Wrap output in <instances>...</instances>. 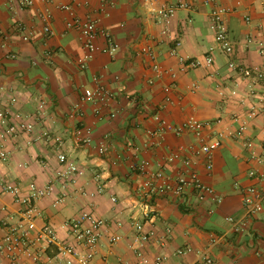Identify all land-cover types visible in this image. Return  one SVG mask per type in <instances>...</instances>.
Segmentation results:
<instances>
[{"label":"crops","instance_id":"crops-1","mask_svg":"<svg viewBox=\"0 0 264 264\" xmlns=\"http://www.w3.org/2000/svg\"><path fill=\"white\" fill-rule=\"evenodd\" d=\"M178 3L190 7L177 10L166 25L156 11ZM63 6L72 7L82 18L96 20L99 32L109 33L117 43L115 54L95 53L87 60V68L80 69L79 62L88 52L79 31L67 28L72 17ZM214 6L232 11L226 20L234 55L217 52L212 67L183 66L181 57L204 62L215 46L211 28ZM263 7L262 0H213L210 4L206 0H33L30 7L13 0L5 4L0 9V112L11 118L18 114L29 117L36 129L7 141L9 158L0 161V179L25 187L33 182L43 186L55 178L57 146L35 140L44 131L61 137V151L87 171L65 203L55 206L54 198L39 202L42 219L38 227L49 224L66 240L63 225L84 212L106 221V234L92 264H136L132 242L137 222L144 223L147 230L156 229L159 236L167 227L172 229L166 247L151 244L146 249L151 257L168 256L166 264H194L195 255H175L185 247L207 252L214 264H264V163L252 159L253 152L264 158V106L255 119L247 120L253 102L249 87L228 68L232 59L264 71V55L257 48L258 43L264 44ZM48 11L51 18L45 22ZM47 25L50 33L45 32ZM250 38L253 44L248 43ZM96 44L108 47L101 34ZM147 47L152 48L154 58L144 52ZM156 65L160 72L154 69ZM94 78L111 94L108 105L82 100L84 89L95 87ZM217 85L225 97L219 96ZM166 87H171V93L165 92ZM233 89L238 96H231ZM167 97L171 103L160 109ZM41 103L45 108L39 116ZM98 108L100 116L95 113ZM112 113L116 117L111 118ZM156 115L174 128L191 117L213 123L203 134L205 140L219 134L225 137L215 152L213 171L206 170L205 158L198 155L200 137L192 132L176 135L163 131ZM241 122H246V131L237 137ZM79 126L91 129L87 145L75 139ZM151 132L155 133L153 140ZM248 141L253 149L246 147ZM102 143L108 146L103 156L98 151ZM188 159L193 163L191 170L222 198L220 205L197 201L192 190L181 196L167 192L146 198L142 194L151 173L185 174ZM141 161L150 163V173L131 170L133 163ZM252 171L254 177L249 176ZM249 187L263 194V211L252 217L242 200ZM0 200L10 214L16 212L13 197L4 193L1 184ZM5 216L0 215V237L7 232ZM229 217L244 221L245 230L233 232ZM112 235L121 240L110 243ZM212 237H219L217 246H209ZM0 264H7L1 255Z\"/></svg>","mask_w":264,"mask_h":264},{"label":"built area","instance_id":"built-area-1","mask_svg":"<svg viewBox=\"0 0 264 264\" xmlns=\"http://www.w3.org/2000/svg\"><path fill=\"white\" fill-rule=\"evenodd\" d=\"M13 0H0V9L5 4H10ZM264 2V0H262ZM213 0H206L210 4ZM21 6L30 7L33 5V0H20ZM190 5L186 3L172 4L158 9L156 12L161 19L169 23L174 13L179 9H187ZM61 9L68 11L72 19L67 23L68 29H74L81 34L83 45L88 52L85 59L80 60L79 67L84 70L87 68V60L93 58L95 53L103 52L114 55L118 50V45L113 37L107 32H99L97 21L91 16L82 18L78 16L75 10L69 6H63ZM231 9L214 6L212 9V30L215 35V46L211 48L204 58V62L195 61L187 58H180L183 66L198 68L205 64L207 67H212L216 62V53L220 52L228 57L233 56L235 52L234 43L230 39L226 16L230 14ZM264 13V7H263ZM51 13L48 11L45 15V22L49 21ZM45 32L50 33V27H45ZM167 33L166 30L163 31ZM103 35L107 42V48H101L96 44L97 37ZM27 40V39H25ZM249 44H253L254 40L249 39ZM258 51L264 55V44L262 42L257 44ZM150 57L154 58V52L151 47L144 49ZM228 68L232 73H236L246 81L249 87L248 97L253 99L251 107L247 113V120L255 119L261 112L264 106V71L237 64L234 60H229ZM156 71L160 72V67H154ZM95 87L86 88L83 91L82 100L84 102H99L108 105L111 100V94L100 84L98 78H94ZM198 89L193 86V90ZM218 94L220 97H225L221 85H217ZM165 92L171 93V87H166ZM237 89L231 91V96H238ZM244 102V101H243ZM171 103L169 97L166 98L165 103L160 106V109L166 107ZM245 103V102H244ZM45 104L39 105V116H42ZM96 115H101V109L95 110ZM111 118L116 117L112 113ZM240 121L239 117L235 118ZM245 120V121H247ZM155 121L160 124L162 130H169L176 135H182L185 132H192L202 140V146L198 151V155H202L206 160V170L210 173L214 169V155L217 150L221 148L224 141V135L219 134L216 137L205 140L203 134L212 128L213 123L208 121H200L196 117L189 118L183 126L174 128L168 125L159 115H156ZM0 161H7L9 158V151L6 148L8 140L17 138L21 134H33L36 129V123L29 117H23L20 114L11 118L8 113L0 112ZM246 131V122H241V126L235 133L237 137H243ZM91 129L85 126H79L75 130V139L79 144L87 145L91 142ZM155 133L151 132L150 137L154 138ZM35 140H43L46 142H53L57 148L59 169L56 172L55 178L46 185H39L36 182L30 183L23 187L3 182L0 179V184L3 185L4 193L10 194L13 197L14 204L17 210L14 214L9 213V208L0 200V215L5 214L4 225L7 232L0 237V255L5 258L7 264H92L96 257V250L106 234L107 223L100 219L95 214L84 212L79 218L71 219L63 225V229L68 233V239L62 240L59 237L57 230L49 225L38 227V221L42 219V213L39 208V202L43 199L54 198V205L58 206L67 201L70 196V191L76 188L80 180L86 175V169L76 161L70 159L63 151V139L55 136L48 131L42 134ZM151 145L154 143L151 141ZM248 149H253L252 142H246ZM100 155L108 153V146L102 143L98 148ZM177 156L169 158L173 162ZM252 159H256L259 163H264V158L252 153ZM189 169L185 174H179L175 177H168L163 171L151 173V180L144 184L142 194L146 198H152L153 195H164L167 192H172L177 196L183 195L186 191L192 190L196 196L197 201L205 202L211 200L214 204L220 205L222 198L216 194V191L209 185L205 184L199 175L192 171L193 163L191 160L185 162ZM131 170L139 174L150 173V163L148 161H141L133 163ZM255 172H250L249 176L254 177ZM86 195L85 192H82ZM243 204L247 208L250 217L255 216L263 211V194L256 187H249L243 191ZM232 225V231L241 233L246 228L244 221H236L234 218H227ZM135 236L132 242V249L136 255V264H166L168 256L156 255L151 257L147 254L146 249L149 245H159L166 247L172 237V229L167 227L163 234L157 235L156 229L147 230L144 223L133 224ZM121 240L120 236L112 235L110 243L115 244ZM220 242L219 237H212L210 247L217 246ZM178 257H186L188 255H195L196 260L194 264H214V259L205 251H196L192 247H185L179 249L175 253Z\"/></svg>","mask_w":264,"mask_h":264}]
</instances>
